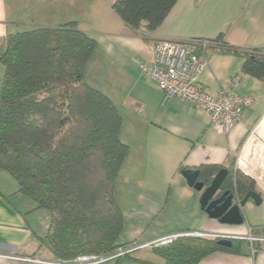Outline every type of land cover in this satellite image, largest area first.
<instances>
[{"label": "crops", "instance_id": "1", "mask_svg": "<svg viewBox=\"0 0 264 264\" xmlns=\"http://www.w3.org/2000/svg\"><path fill=\"white\" fill-rule=\"evenodd\" d=\"M115 1L0 0V42L11 34L75 22L97 43L84 81L118 109L124 123L120 139L129 147L117 180L124 221L118 243L142 246L130 260L100 264H164L149 244L178 234L243 239L254 230L264 238L263 172L256 181L262 203L247 202L242 208L245 223L240 226L210 218L201 208L202 192L182 175L184 169L227 168L235 162L253 129L264 125V80L241 74L240 57L211 50L201 85L214 96L230 90L254 97V104L223 134L210 126L204 110L166 97L140 69L142 64H153V46L159 40H215L224 34L231 46L264 48V0H179L151 34L127 27L112 9ZM4 73L0 63V92ZM18 191L15 180L0 170V264H71L55 259L42 242L51 224L50 213L38 210ZM261 243L258 253L253 254L245 240L242 254L217 252L200 264H264Z\"/></svg>", "mask_w": 264, "mask_h": 264}, {"label": "trees", "instance_id": "2", "mask_svg": "<svg viewBox=\"0 0 264 264\" xmlns=\"http://www.w3.org/2000/svg\"><path fill=\"white\" fill-rule=\"evenodd\" d=\"M178 1L116 0L112 9L132 31L151 34ZM224 37L220 34L212 40L220 52L240 57L241 74L263 81L264 48H237ZM96 47L75 22L11 34L0 42V63L5 67L0 170L15 180L18 193L50 213L51 224L42 242L55 259L65 262L81 256H112L130 248L118 243L124 221L117 180L129 154L120 139L123 119L105 94L84 81ZM223 168H199L201 182L208 187ZM226 169L223 191L230 190L238 202L257 192L254 179L230 166ZM252 235L258 237L254 230ZM220 240L183 236L154 252L164 264H200L217 252L242 254L244 240H232L229 248ZM262 245L254 242L253 250L262 251Z\"/></svg>", "mask_w": 264, "mask_h": 264}, {"label": "built area", "instance_id": "3", "mask_svg": "<svg viewBox=\"0 0 264 264\" xmlns=\"http://www.w3.org/2000/svg\"><path fill=\"white\" fill-rule=\"evenodd\" d=\"M220 52L212 40L194 39L187 41L159 40L153 46L154 60L151 66L140 65L142 74L154 81L168 98H176L204 110L209 117V124L223 134H228L239 121L241 112L254 104V97L237 95L230 90H222L214 96L200 83V77L209 63V53ZM243 155L238 159V170L255 181L256 170L250 167ZM197 236V234H178L153 242L149 246L155 248L169 246L179 237ZM244 239L251 243L261 241L251 235ZM142 246H134L120 250L118 253L100 257L96 255L81 256L71 264H100L123 257L138 250ZM255 254V251H252Z\"/></svg>", "mask_w": 264, "mask_h": 264}, {"label": "water", "instance_id": "4", "mask_svg": "<svg viewBox=\"0 0 264 264\" xmlns=\"http://www.w3.org/2000/svg\"><path fill=\"white\" fill-rule=\"evenodd\" d=\"M228 174L229 172L226 168L221 169L213 177L211 184L206 187L200 180L201 171L199 169L184 170L182 172L188 184L202 192L201 208L210 218L218 220L224 225L240 226L245 223L242 208L249 200L259 206L262 203V198L258 192H251L241 202H238L230 190L223 192L222 186ZM219 238L221 239L219 244L228 248L232 246V239H236L225 236Z\"/></svg>", "mask_w": 264, "mask_h": 264}, {"label": "rangeland", "instance_id": "5", "mask_svg": "<svg viewBox=\"0 0 264 264\" xmlns=\"http://www.w3.org/2000/svg\"><path fill=\"white\" fill-rule=\"evenodd\" d=\"M243 155L246 156L247 162L251 164L250 167L256 170V178L262 177V172L264 173V125L262 124V122L259 123L250 133L249 137L241 147V150L239 151L235 162L230 165L235 173L240 172L237 167V162L238 159ZM10 178L12 177L10 176ZM12 180L14 179L12 178Z\"/></svg>", "mask_w": 264, "mask_h": 264}, {"label": "flooded vegetation", "instance_id": "6", "mask_svg": "<svg viewBox=\"0 0 264 264\" xmlns=\"http://www.w3.org/2000/svg\"><path fill=\"white\" fill-rule=\"evenodd\" d=\"M227 191V190H226ZM223 192H225V191H223ZM221 196V195H220ZM219 196V197H220ZM251 236H253L252 234H251ZM254 237V236H253ZM217 238V237H216ZM257 238H261V237H257ZM244 239V238H243ZM232 240H235V239H232ZM237 240V239H236ZM245 240H247V239H245ZM250 244H251V247H252V250L251 251H255V250H253V243H251L249 240H247ZM259 242H261V241H259ZM256 253V252H255Z\"/></svg>", "mask_w": 264, "mask_h": 264}]
</instances>
